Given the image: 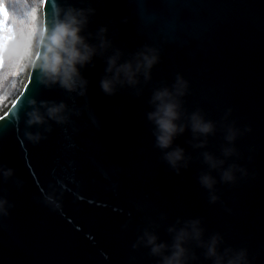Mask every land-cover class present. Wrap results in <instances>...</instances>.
Segmentation results:
<instances>
[{
	"label": "water",
	"instance_id": "obj_1",
	"mask_svg": "<svg viewBox=\"0 0 264 264\" xmlns=\"http://www.w3.org/2000/svg\"><path fill=\"white\" fill-rule=\"evenodd\" d=\"M69 9L84 11L81 35L97 55L80 69L86 86L68 92L36 67L39 43L15 107L1 116L0 264H161L145 233L170 249L169 229L195 220L204 243L219 238L221 254L264 264V0H44L42 35ZM148 50L158 56L150 80L101 90L110 57L135 62ZM178 77L187 83L180 123L198 112L215 131L178 135L167 151L181 148L185 160L174 168L148 113L154 92ZM60 104L62 122L47 111ZM37 109L45 122L30 127ZM205 153L223 165L212 169ZM186 247L189 264H214L197 242Z\"/></svg>",
	"mask_w": 264,
	"mask_h": 264
},
{
	"label": "clouds",
	"instance_id": "obj_2",
	"mask_svg": "<svg viewBox=\"0 0 264 264\" xmlns=\"http://www.w3.org/2000/svg\"><path fill=\"white\" fill-rule=\"evenodd\" d=\"M87 24V18L83 10L69 9L63 14V18L55 24L50 30L46 31L41 37L43 48L39 63L36 65L38 70L45 77L48 85L59 84L60 87L68 92H75L79 88L86 86L87 81L81 75L80 69L91 64L97 55V48L89 44L81 35ZM101 48H106V42L101 43ZM158 62V56L152 50L140 53L135 62L129 61L119 63V54L110 57L107 61V75L101 79V90L106 95H114L117 86L135 87L139 84L138 77L143 75L146 80L151 79V69ZM187 83L180 77L177 78L173 89H160L154 92L151 104L154 110L148 113V119L156 128V144L161 150H165L166 161L174 168L185 160L184 150L172 148L174 139L182 135L190 127L196 138L207 137L215 131V125L207 121L200 113H193L188 118V124H182V105L180 97L186 94ZM66 110L63 104L48 108V116L53 119L60 118ZM44 117L39 110L30 114L29 126L43 124ZM229 142L235 139V132L229 129V135L226 137ZM29 139L38 140L39 137L29 134ZM204 143H199L196 147H204ZM226 156L232 154L231 149H225ZM205 162L216 169L223 165L224 161L215 159L211 154L205 153ZM12 170L5 172V176H11ZM222 179L230 182L234 179L231 170L222 174ZM203 186L211 190L215 184L210 175L201 177ZM216 197H212L213 202ZM0 213L7 214V201L0 200ZM173 233V242L171 248L169 245L158 242V237L145 233L143 242L151 249L154 256L161 257V264H189V261L195 259V254L186 247L190 241L197 242L199 247L205 249V256L213 260L214 264H244L246 254L241 251L231 255L230 250L221 254L218 251L219 238L213 237L209 242L202 240L203 230L200 227V221H189L184 227L176 229L170 228Z\"/></svg>",
	"mask_w": 264,
	"mask_h": 264
},
{
	"label": "trees",
	"instance_id": "obj_3",
	"mask_svg": "<svg viewBox=\"0 0 264 264\" xmlns=\"http://www.w3.org/2000/svg\"><path fill=\"white\" fill-rule=\"evenodd\" d=\"M43 3L44 0H0V10H7L12 28L11 32L0 30V117L7 113L28 81L43 33Z\"/></svg>",
	"mask_w": 264,
	"mask_h": 264
},
{
	"label": "snow or ice",
	"instance_id": "obj_4",
	"mask_svg": "<svg viewBox=\"0 0 264 264\" xmlns=\"http://www.w3.org/2000/svg\"><path fill=\"white\" fill-rule=\"evenodd\" d=\"M2 11V14H3V20H0V30H3L5 32H11L12 31V28L9 27V23H8V12L7 10H0ZM32 17L34 18L35 16V13H31ZM8 37H6L7 39ZM15 85L13 84V87ZM6 98V97H5ZM13 107H15V105H13ZM0 119H2V117H0Z\"/></svg>",
	"mask_w": 264,
	"mask_h": 264
}]
</instances>
